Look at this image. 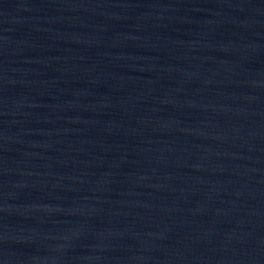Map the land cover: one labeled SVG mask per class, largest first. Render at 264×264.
Segmentation results:
<instances>
[{
	"label": "water",
	"instance_id": "1",
	"mask_svg": "<svg viewBox=\"0 0 264 264\" xmlns=\"http://www.w3.org/2000/svg\"><path fill=\"white\" fill-rule=\"evenodd\" d=\"M0 264H264V0H0Z\"/></svg>",
	"mask_w": 264,
	"mask_h": 264
}]
</instances>
